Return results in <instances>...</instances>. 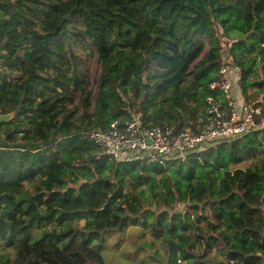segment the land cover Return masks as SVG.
Listing matches in <instances>:
<instances>
[{
	"label": "trees",
	"instance_id": "trees-1",
	"mask_svg": "<svg viewBox=\"0 0 264 264\" xmlns=\"http://www.w3.org/2000/svg\"><path fill=\"white\" fill-rule=\"evenodd\" d=\"M223 64L264 103V0H0V264H112L130 227L140 264H264V126L162 165L83 137L134 114L195 129Z\"/></svg>",
	"mask_w": 264,
	"mask_h": 264
},
{
	"label": "built area",
	"instance_id": "built-area-1",
	"mask_svg": "<svg viewBox=\"0 0 264 264\" xmlns=\"http://www.w3.org/2000/svg\"><path fill=\"white\" fill-rule=\"evenodd\" d=\"M232 85L229 68L223 64L219 80L211 85L212 90L219 89L221 94L207 98L204 115L195 129L177 132L166 124L150 128L134 114L127 121L113 122L105 131L86 132L83 137L117 162L149 159L162 165L167 159L185 161L191 153L218 139L240 136L264 126V103L247 104L235 99Z\"/></svg>",
	"mask_w": 264,
	"mask_h": 264
},
{
	"label": "rangeland",
	"instance_id": "rangeland-1",
	"mask_svg": "<svg viewBox=\"0 0 264 264\" xmlns=\"http://www.w3.org/2000/svg\"><path fill=\"white\" fill-rule=\"evenodd\" d=\"M80 57L86 60V73L92 85H97L100 79L101 66L98 62L97 56L93 53L85 55L79 53ZM7 126L0 128V136L4 138L6 132L9 129L15 128V122L12 119L8 122ZM251 166L250 162H246L242 165V168H248ZM184 205L180 204L176 207V211H182ZM210 224V225H209ZM213 223H203V226L208 231H213ZM150 236L141 231L138 228L130 227L122 234L117 232H111L107 237L105 257L112 264H140V259H144L147 245L150 243ZM147 244V245H146ZM157 245L160 248L159 243ZM143 248V249H142ZM216 250L214 251V254ZM149 264H155L154 261ZM184 264V263H182Z\"/></svg>",
	"mask_w": 264,
	"mask_h": 264
},
{
	"label": "water",
	"instance_id": "water-1",
	"mask_svg": "<svg viewBox=\"0 0 264 264\" xmlns=\"http://www.w3.org/2000/svg\"><path fill=\"white\" fill-rule=\"evenodd\" d=\"M12 119V115L0 116V122H9Z\"/></svg>",
	"mask_w": 264,
	"mask_h": 264
}]
</instances>
